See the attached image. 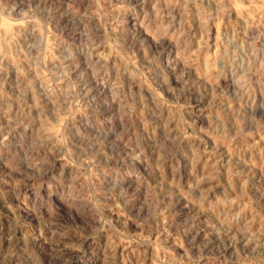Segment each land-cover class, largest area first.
<instances>
[{
	"label": "rangeland",
	"instance_id": "1",
	"mask_svg": "<svg viewBox=\"0 0 264 264\" xmlns=\"http://www.w3.org/2000/svg\"><path fill=\"white\" fill-rule=\"evenodd\" d=\"M0 264H264V0H0Z\"/></svg>",
	"mask_w": 264,
	"mask_h": 264
}]
</instances>
